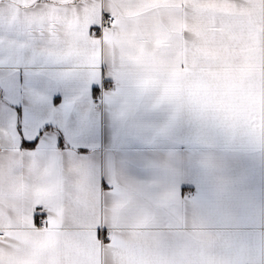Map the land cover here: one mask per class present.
<instances>
[{
  "label": "crops",
  "instance_id": "1",
  "mask_svg": "<svg viewBox=\"0 0 264 264\" xmlns=\"http://www.w3.org/2000/svg\"><path fill=\"white\" fill-rule=\"evenodd\" d=\"M103 2L117 15L103 46L87 34L98 13L96 0H60L38 55L87 77L102 53L126 98L153 106L149 119L163 130L138 138L117 122L107 103L117 82L107 63L85 90L91 118L83 132L61 122L69 96L57 80L39 75L45 69L31 64L13 66L12 84L0 83V117L11 116L21 146H32L35 136L37 145L50 140L59 151L48 145L36 154L0 152V218L18 241L0 248V264H238V254L229 256L218 246L214 229L142 227L124 212L150 203L157 216L174 214L175 225L187 210L191 225L194 210L228 189L229 226L257 232L264 227V136L257 131L245 152L198 139L187 126L216 125L231 143L264 111V0ZM30 4L0 0V22L26 30L36 10ZM78 7L84 11L77 14ZM211 80L223 87L208 99ZM105 82L113 88L95 103ZM33 92L44 97L40 109ZM95 182L105 196L114 189L104 198L116 224L113 251L93 248L88 239L90 218L98 211ZM36 204L53 213L42 231L31 226ZM104 231L107 239L110 229Z\"/></svg>",
  "mask_w": 264,
  "mask_h": 264
},
{
  "label": "snow or ice",
  "instance_id": "2",
  "mask_svg": "<svg viewBox=\"0 0 264 264\" xmlns=\"http://www.w3.org/2000/svg\"><path fill=\"white\" fill-rule=\"evenodd\" d=\"M96 2L99 4L98 13L95 15L93 22L88 24L87 34L91 41L98 42L103 46L106 42V36L117 27V15L105 5L103 0H96ZM59 4L60 0H32L29 7H35L36 10L32 13L33 19L26 30H19L14 23L0 22V75L4 76L0 83L12 84L10 69L19 63H27L45 69L39 75L57 80L69 96V102L60 114L61 122L66 127L77 128L83 132L91 118V112L85 103V90L90 88L91 84L97 80L101 65L107 63L113 78L117 82V88L108 95L107 103L117 122L125 126L138 138L152 137L153 134L162 131L163 129H158L156 123L149 119L151 114L155 112V108L126 98L120 89L112 64L103 58L102 53L92 66L91 74L87 77L71 72L65 63L51 64L46 61L43 55H38L41 51L42 42L50 36L47 25ZM82 11H84L83 7L76 8L77 14ZM16 47L23 50L22 55L16 54ZM207 87L210 94L208 99H211V94H218L223 85L220 81L211 80L208 82ZM32 99L38 109L42 108L44 97L40 93L33 92ZM171 119H174V117ZM40 123L41 117L38 116L34 121L36 136L41 135L39 131ZM253 125H258V128H254ZM187 126L198 139L209 143L223 141L228 146L238 147L247 152L246 150L257 131L261 136H264V111L258 114L257 120L247 126L245 135L238 138L233 137L231 143L221 134L220 128L216 125L189 122ZM46 131L50 132L51 129ZM17 136L18 133L11 116L0 117V152L16 151L36 154L48 145L58 150L50 140L42 141L37 145L35 136L33 137L32 146L26 143L21 146L17 142ZM29 147H32L31 151H27ZM142 183L147 186L151 183V180H143ZM96 187L99 193L96 204L98 211L93 212L90 218L88 239L91 241L93 248L113 251L117 248L113 231L116 224L106 211L109 208V202L104 198L112 197L114 189L105 196L97 184ZM227 195L228 189L223 193L218 192L213 198L209 199L207 204L201 206L199 210H194L191 225H189L187 210L180 217L181 222L174 225V221L177 219L174 214L163 212L157 216L153 213L150 203H146L143 209L130 206L125 210L124 215L131 221L140 222L142 227L167 228L177 226L187 229L191 226L192 228L214 229L220 233L218 246L229 256L238 254V264H264V227L258 232L232 229L229 226L232 217L224 211V202ZM52 216L53 213L48 206L36 204L31 210V226L37 231L45 230L49 228ZM261 221L264 225V214H262ZM105 228L110 229L107 239H105ZM6 231L2 218H0V248H12L18 244V241L13 236L7 235Z\"/></svg>",
  "mask_w": 264,
  "mask_h": 264
},
{
  "label": "built area",
  "instance_id": "3",
  "mask_svg": "<svg viewBox=\"0 0 264 264\" xmlns=\"http://www.w3.org/2000/svg\"><path fill=\"white\" fill-rule=\"evenodd\" d=\"M113 88V85L111 84V83H104V84H102L101 86H100V88L98 89L99 90V96L98 97H95V99H94V102L95 103H100V102H102V98H103V95L105 94V92H106V90L107 89H112Z\"/></svg>",
  "mask_w": 264,
  "mask_h": 264
}]
</instances>
